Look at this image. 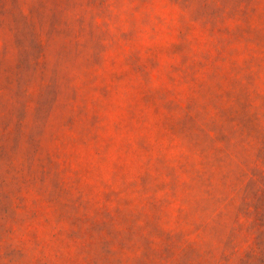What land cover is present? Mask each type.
I'll return each instance as SVG.
<instances>
[{
  "label": "rangeland",
  "instance_id": "rangeland-1",
  "mask_svg": "<svg viewBox=\"0 0 264 264\" xmlns=\"http://www.w3.org/2000/svg\"><path fill=\"white\" fill-rule=\"evenodd\" d=\"M0 264H264V0H0Z\"/></svg>",
  "mask_w": 264,
  "mask_h": 264
}]
</instances>
